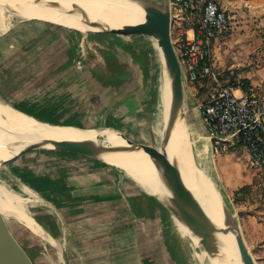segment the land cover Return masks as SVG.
Segmentation results:
<instances>
[{
	"label": "rangeland",
	"instance_id": "obj_1",
	"mask_svg": "<svg viewBox=\"0 0 264 264\" xmlns=\"http://www.w3.org/2000/svg\"><path fill=\"white\" fill-rule=\"evenodd\" d=\"M219 1L227 9L231 24L217 39L219 50L218 59L215 61H218L219 67L216 66V69L229 85L240 88L245 93L256 94L251 83L260 80L261 86H264V82H261L264 77V0ZM45 25H50L51 28ZM102 25L104 24H93L91 30L83 33L42 20L15 21L9 31L0 36V70L6 67L9 59H21L24 48L28 50L29 45L33 47L36 37H50L51 43L57 38L63 43L68 41L71 46L66 49L67 54H76L74 66L77 71V100L78 107L82 105L83 112L71 117L51 116L44 122V129H114L129 142L157 152L158 146L152 143L149 134L151 120L159 112L161 81L162 87L165 85L160 52L153 44L154 41L157 43V36L153 31L148 33L145 29L136 27L121 28L114 32L88 33ZM171 35H174L173 31ZM132 66L138 67L145 78L140 91L133 89L141 100V112L135 113V117L131 119L126 115L123 118L124 114L117 110V106L95 113L89 97L97 92L96 84L130 88ZM3 74L0 75V81L3 80ZM149 90L150 96L147 98L146 92ZM205 93L199 84H184L182 95L187 112V126L193 121L194 115L198 119V106L204 101ZM110 97L109 100L114 99L112 95ZM143 103L145 107H142ZM65 104L64 100L63 105ZM147 107L148 112L145 111ZM99 143L104 145L103 139H99ZM5 148L7 147L2 149ZM193 158L196 165L209 176L228 211L232 209L230 212L240 227L248 251L258 264L248 240L244 237L247 232L243 221L246 220V215H251L256 223H249L246 228L252 229L256 236L261 233L264 228L263 190L255 182L252 187L228 197L214 185L212 175ZM23 184L34 189L51 208L53 216L38 207L29 209L45 231L46 227L50 233L54 229L55 222L52 217L63 215L72 223L80 222L79 227L76 229L74 225V232H70L69 239L62 244L48 232L61 244L58 250L31 234L16 221L0 219V264H77L74 263L77 258H86L95 264H122V260L123 264H139L141 261L145 264L149 259V264H186L167 207L146 196L123 169L54 148L36 149L0 164L1 187L20 192V185ZM235 204L240 206L239 214L234 211ZM118 205L123 209L112 213ZM121 213L127 224L123 233L119 232L124 234L119 236L120 239L114 238L116 224L111 217H119ZM124 239H127L128 247L118 249ZM109 245H113L110 247L111 253L108 251ZM61 251L66 254V260L61 257ZM145 255L151 256L145 258Z\"/></svg>",
	"mask_w": 264,
	"mask_h": 264
},
{
	"label": "bare ground",
	"instance_id": "obj_2",
	"mask_svg": "<svg viewBox=\"0 0 264 264\" xmlns=\"http://www.w3.org/2000/svg\"><path fill=\"white\" fill-rule=\"evenodd\" d=\"M140 16L138 4L133 0H0V36L7 33L15 21L42 20L86 33L91 30L93 24H112L117 25L119 29L125 24V20L138 21ZM153 44L160 52L158 42L154 41ZM163 77L165 85L162 87L161 81L159 112H156L154 117L155 134L153 132L158 154L139 145L130 144L128 149L132 157L122 155L115 148L119 141L113 135H108L104 148H99L96 146L92 130H45L43 121L16 111L1 99L0 149L14 145L26 135L34 133L68 139L69 142L55 148L76 152L108 166L123 169L146 196L157 199L167 207L186 264H235L226 236L215 226L202 224L200 219L182 204L180 198L170 191L168 180L154 171L155 165L170 171L175 177L176 189L187 188L203 202L212 215L217 214L215 200L221 197L209 176L196 165L193 158V148L197 142L188 134L185 123L187 112L182 92L170 91L165 68ZM35 207L51 213L48 202L29 186L20 185V192L0 186V219L16 221L45 243H54L59 250L64 242L58 244L53 241L44 227L33 220L29 209Z\"/></svg>",
	"mask_w": 264,
	"mask_h": 264
},
{
	"label": "crops",
	"instance_id": "obj_3",
	"mask_svg": "<svg viewBox=\"0 0 264 264\" xmlns=\"http://www.w3.org/2000/svg\"><path fill=\"white\" fill-rule=\"evenodd\" d=\"M133 1L137 4L141 3L157 8H163L167 3V0ZM45 26H47V28L48 26L50 27V25ZM50 40V37L47 38L46 36H44V38L41 36L36 37L35 41L32 43H35L33 47L29 45L28 50L24 48V54L21 59H9L10 62H6V67L0 70V75L4 73L3 80L0 81V97L15 110L43 122H47V119L54 115L71 117L83 112L82 105L78 107L79 102L77 100V71L74 66L76 54L73 56L68 55L69 53L67 54L66 49H70L71 46L68 41L63 43L57 38L56 41L51 43ZM218 41L213 45V63L217 67H219V65L217 63L218 61H215V59H218ZM30 49L31 51H29ZM131 73L132 86L130 88L105 87L102 84H96V88H98L97 92L89 97L92 109L95 113L107 107L117 106V108H119L117 110L124 114L123 118L128 116V119H131L135 117V113L138 112L139 114L141 112V100L136 96V93H134L135 91L133 92V89H139L140 91L141 83H143L145 78L138 67L135 68V66H132ZM262 81L264 82V77L261 79V82ZM251 84V86H253L252 90L264 99V86H261L260 80H254ZM110 95H112L114 99L109 100ZM146 96L149 98L150 90L146 92ZM64 100L66 102L65 105H63ZM120 102H122V104H120ZM145 103L148 102L145 101ZM142 105V107H145L144 103ZM145 111L148 112V107L145 108ZM155 115L156 113L154 117ZM192 118L193 121L186 126L189 136L197 142L193 148L195 158L200 162L203 169L212 175L215 181L214 185H217L218 189L228 197L236 195V193L240 192L242 189L252 187L255 182H257L256 185H259L260 172L251 166L247 152L240 147L227 149L225 144H222L219 149L214 150L213 136L210 135L200 111L198 119H196L195 115ZM151 121L150 128H152L155 134L154 118ZM151 200L155 199L152 198ZM105 202L106 201H104V203ZM152 202L157 204L156 201ZM121 209L123 208L118 205L113 209L114 211H112V213H117L121 211ZM234 211L239 214L240 206L235 204ZM48 214L53 216L49 212ZM116 216L117 215H113L111 217L116 224L114 238H120L121 235L124 236L122 233L127 222L124 220L122 213L119 217ZM245 217L246 220L243 221V227L247 233L244 237L248 240L257 263L264 264V228L257 236L254 235L252 229L249 230L246 226L249 223H256L255 218L251 215H246ZM52 219L55 222L52 233L57 236L56 239L63 242L69 239L68 234L70 232H74V225L77 229L80 223L78 221L72 223L69 219H66L64 215L63 217L60 216L61 221L59 222L58 217H52ZM47 230L49 229L46 227V231ZM50 245L56 247L54 243ZM110 247H113V245H109V253H111L112 249ZM127 247V239H124L118 246V249H126ZM123 254H125V252ZM150 256L151 255H145V258H149ZM74 263L95 264L91 263V261L86 258H81V260L77 258V261ZM139 264H143L142 261Z\"/></svg>",
	"mask_w": 264,
	"mask_h": 264
},
{
	"label": "built area",
	"instance_id": "obj_4",
	"mask_svg": "<svg viewBox=\"0 0 264 264\" xmlns=\"http://www.w3.org/2000/svg\"><path fill=\"white\" fill-rule=\"evenodd\" d=\"M168 6L183 82L206 92L198 109L214 150L222 144L245 150L264 192V99L229 85L213 63V45L231 24L227 9L219 0H168Z\"/></svg>",
	"mask_w": 264,
	"mask_h": 264
},
{
	"label": "water",
	"instance_id": "obj_5",
	"mask_svg": "<svg viewBox=\"0 0 264 264\" xmlns=\"http://www.w3.org/2000/svg\"><path fill=\"white\" fill-rule=\"evenodd\" d=\"M138 7L140 9V14H141L140 19L138 21H134V19L125 20L124 21L125 24L122 25L121 28H128V27L135 28L136 27L139 29H145L147 31L148 30L153 31L156 34L157 42L160 46L161 60H162L163 66L168 75L170 91L172 90V91L182 92V89L184 87V82L181 76L178 59H177V56L172 46L171 32H170L171 15H170V9L168 6V0H167V3L163 6V8H157L151 5H146V4H141V3L138 4ZM116 26L117 25L105 24V25L95 28L93 31L88 32V33H99V32H106V31L114 32L116 30H119ZM0 99L5 104H7L1 97ZM61 128L73 129L79 132H84L86 130L94 131V136L96 139V146L99 148L103 147V145L99 143V139H103V143L105 144V137L108 135H113L119 141V145L115 147L116 150L122 155L132 157V155L129 152L128 147L130 144H135V143H132L126 140L124 136L117 130H114V129H78L74 127H61ZM150 136H151L152 143L154 145H157L154 139V136H153L152 128H150ZM66 142H69L68 139L61 138V137H53L45 133L29 134V135H26L18 143L0 150V162L4 163L7 160L17 158V156L24 154L31 150L43 149V148L56 149L55 146L62 145ZM56 150L65 152V153L81 155L76 152L64 151V150H59V149H56ZM146 150L152 152L150 149H146ZM152 153L158 154V151L152 152ZM86 158H89V157H86ZM89 159L94 160L92 158H89ZM101 164H104V163H101ZM154 168H155L154 171L158 175L168 180L170 191H172V193H174L180 198V201L182 202V204H184L197 218H199L202 224H205L208 227L215 226L218 229V231H220L226 236L235 264H256V262L254 261V258L252 257L251 253L248 251V248L244 242V239H243L238 223L235 221L233 215L231 214L230 212L231 210L229 209L230 211H228V209L226 208V205L224 201L222 200V198L219 200L218 199L215 200V209H216L217 214L212 215V213H210V211L206 208L203 202L197 196H194L192 192H190V190H188L187 188H183L181 190L176 189L175 177L170 171L166 169H162L156 165ZM157 202L159 201L157 200ZM61 257L64 260L67 259L66 254L62 251H61Z\"/></svg>",
	"mask_w": 264,
	"mask_h": 264
},
{
	"label": "trees",
	"instance_id": "obj_6",
	"mask_svg": "<svg viewBox=\"0 0 264 264\" xmlns=\"http://www.w3.org/2000/svg\"><path fill=\"white\" fill-rule=\"evenodd\" d=\"M120 28H121V27H120ZM120 28H119V29H120ZM243 92H244V91H243ZM24 114H25V113H24ZM26 115H27V114H26ZM27 116H29V115H27ZM29 117H31V118H33V119H36V118H34V117H32V116H29ZM36 120H39V119H36ZM39 121H41V120H39ZM50 234L52 235V237H54V238L56 239L57 236H56L55 234H53L52 232H51ZM149 260H151V259H149ZM149 260L146 261L145 264H149ZM150 263H151V262H150Z\"/></svg>",
	"mask_w": 264,
	"mask_h": 264
}]
</instances>
